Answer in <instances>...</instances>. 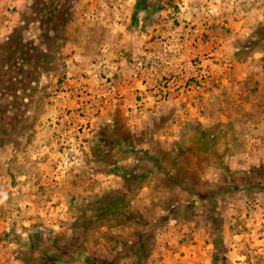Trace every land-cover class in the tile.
<instances>
[{
	"label": "rangeland",
	"instance_id": "1",
	"mask_svg": "<svg viewBox=\"0 0 264 264\" xmlns=\"http://www.w3.org/2000/svg\"><path fill=\"white\" fill-rule=\"evenodd\" d=\"M139 1L0 0V264H264V0Z\"/></svg>",
	"mask_w": 264,
	"mask_h": 264
},
{
	"label": "trees",
	"instance_id": "2",
	"mask_svg": "<svg viewBox=\"0 0 264 264\" xmlns=\"http://www.w3.org/2000/svg\"><path fill=\"white\" fill-rule=\"evenodd\" d=\"M146 3V0H140L138 5H141ZM38 8L40 9L41 13L39 16L42 18L45 17L43 15V5H36L34 7V11L37 12ZM44 20V19H43ZM45 20H48V18L45 17ZM257 34H259L260 38L264 37V27H260V29L257 30ZM47 55L46 51L43 50V56L45 57ZM29 70L34 68V65L30 62ZM24 79V78H23ZM8 80V79H6ZM16 82H18L16 80ZM15 83V82H13ZM12 83V84H13ZM212 227H211V233H212V244H213V251L211 253V264H227V248L224 244L223 240V234L221 230V219L219 216H213L212 220ZM146 241L145 238H139L138 241L134 245H128L129 249L135 253V256L137 258V263L141 264L144 262L145 259V250H146ZM126 256V255H125ZM76 258H81L84 262L89 264H116L115 261H109L108 259H97L92 257L91 255L88 256L84 253H77Z\"/></svg>",
	"mask_w": 264,
	"mask_h": 264
}]
</instances>
